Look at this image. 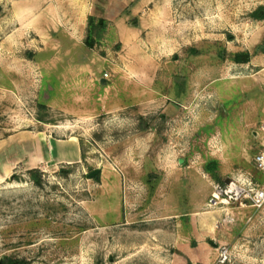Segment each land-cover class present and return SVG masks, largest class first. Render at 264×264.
<instances>
[{"label":"rangeland","instance_id":"1","mask_svg":"<svg viewBox=\"0 0 264 264\" xmlns=\"http://www.w3.org/2000/svg\"><path fill=\"white\" fill-rule=\"evenodd\" d=\"M105 1L120 32L49 52L0 0V138L79 151L0 182V262L264 264V0Z\"/></svg>","mask_w":264,"mask_h":264},{"label":"crops","instance_id":"2","mask_svg":"<svg viewBox=\"0 0 264 264\" xmlns=\"http://www.w3.org/2000/svg\"><path fill=\"white\" fill-rule=\"evenodd\" d=\"M7 0V14L11 24V40L16 35H33L39 42H46L48 47L40 51L61 49V38L71 41L84 38L87 19L94 16V0H70L71 8L61 7L57 0ZM64 2V1H61ZM115 1L106 0L105 5H114ZM118 6H123L118 1ZM66 10L71 15L66 14ZM116 13L96 14L112 25L117 32L123 29L124 21ZM8 20V19H7ZM120 29V30H118ZM8 33V34H9ZM71 47V48H70ZM65 143H77L75 140L60 139L47 135L46 132L31 129H19L0 138V182L5 181L20 164L40 167L51 160L54 164L71 163L78 158L76 147L67 148ZM66 146V147H65Z\"/></svg>","mask_w":264,"mask_h":264},{"label":"trees","instance_id":"3","mask_svg":"<svg viewBox=\"0 0 264 264\" xmlns=\"http://www.w3.org/2000/svg\"><path fill=\"white\" fill-rule=\"evenodd\" d=\"M264 18V16H263ZM87 24H88V34L85 38V41H84V45L87 49H92L93 46H94V34L100 29V27H105V20L102 19V18H95L94 16H89L88 19H87ZM102 29V28H101ZM249 60V56L246 55L244 57H242V55H236L235 56V61L236 62H240V63H245V62H248ZM214 166L213 165H210L209 168H207V170L209 169H212ZM215 171V170H214ZM215 176V179L216 180H219L218 179V175H214ZM18 264L16 262H12V261H9L8 259H5V261L3 262H0V264Z\"/></svg>","mask_w":264,"mask_h":264},{"label":"built area","instance_id":"4","mask_svg":"<svg viewBox=\"0 0 264 264\" xmlns=\"http://www.w3.org/2000/svg\"><path fill=\"white\" fill-rule=\"evenodd\" d=\"M107 76H108V74L104 75L105 78H107ZM256 162L261 168H264V153H260L259 155H257ZM254 198L256 201H262L264 199V191L263 190H261V191L257 190L255 195H254ZM225 253H223L224 257H225Z\"/></svg>","mask_w":264,"mask_h":264},{"label":"water","instance_id":"5","mask_svg":"<svg viewBox=\"0 0 264 264\" xmlns=\"http://www.w3.org/2000/svg\"><path fill=\"white\" fill-rule=\"evenodd\" d=\"M99 174H100V169H95V170L91 171L88 176L90 178H95V177L97 178L99 176Z\"/></svg>","mask_w":264,"mask_h":264}]
</instances>
